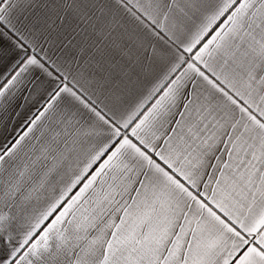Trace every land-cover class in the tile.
<instances>
[{
  "label": "snow or ice",
  "instance_id": "6c2138e0",
  "mask_svg": "<svg viewBox=\"0 0 264 264\" xmlns=\"http://www.w3.org/2000/svg\"><path fill=\"white\" fill-rule=\"evenodd\" d=\"M129 21L177 62L118 118L85 85L170 54ZM45 92L0 147V264H264V0H0V131Z\"/></svg>",
  "mask_w": 264,
  "mask_h": 264
},
{
  "label": "crops",
  "instance_id": "0c3cea01",
  "mask_svg": "<svg viewBox=\"0 0 264 264\" xmlns=\"http://www.w3.org/2000/svg\"><path fill=\"white\" fill-rule=\"evenodd\" d=\"M129 27L136 29L138 34L141 35L142 37L146 36V33L141 31L136 26V24L134 22L129 21ZM162 35H163V33H162ZM146 38L151 43L156 44V46L158 48L163 49L165 51H168L170 53L168 59L164 62H161V63L155 65L153 71L150 74H148L147 76L141 77V79L138 81V83L135 85V87H133L131 90L125 91L120 100H117L114 97L109 98L105 94H101V93L95 91L92 87L85 85L88 96H91V98H92L91 100H89V103H91L92 100H95L96 104L100 105V107H103V105L106 104L109 108H112L117 112L118 118L120 115H123L124 117H126L127 114H129L132 110H134V108L137 105V103L139 102V100L147 94L148 90L153 86V84L160 77H162L166 72H168V70L170 69L172 64L177 62L174 49H169L167 47V45L163 44V42L156 41L154 38H152L150 36H146ZM165 39H167V37H165ZM41 43H42V41H40V40L35 41V44L37 47V53H35V54L39 58V57L44 56L45 52H47L48 57L52 61H55L56 64L59 66L60 73H65L68 75V79H67V81H65V83H67L69 87H73L74 83H75L73 81V76L76 75L75 67L68 65L65 62V59H62L60 54L54 48H50L47 44H44V51H40L39 49H40ZM197 50H198V48L193 49V51L191 53L184 52L183 53L184 59L186 61L189 60L192 56L195 55V52ZM181 51H183V50L181 49ZM186 66H187L186 64L182 65L181 69H179L177 71V73H175L173 75H178L180 71H183V69L186 68ZM50 70L53 71L54 75L60 74V73H57L54 68L50 67ZM61 78H63V77H61ZM47 79L50 80L51 78H47ZM81 83H83V81H81ZM53 87H54V84H53ZM47 91H51V87H49L47 89ZM23 95H27V93L26 92L23 93L21 95V97L17 100V103H24ZM46 96H47L46 92L43 94V97L36 96V94L33 93V99L30 100L25 105V107L23 109H18L19 111L22 112V116L20 118H18L17 120H15L13 122V124L9 126V129L6 132L0 131V147H3L5 144H9V146H10V143L14 142L13 138L17 136V133L23 131V129L20 128L19 125L22 123V121L24 119H26L30 116H33L34 114H38V111L42 110V108L45 104ZM97 97H99V99ZM85 98L87 99V97H85ZM100 101H103V104H100ZM93 106H96V105H93ZM81 110L85 113V115L87 117L94 120V117H91V114L87 113L86 109H81ZM12 127H16L17 132L11 131ZM121 132L122 133L127 132L129 137L134 139L133 137H131V126L127 130H125L121 127ZM117 139H119V138H117ZM93 142L97 143L99 145L103 141H102V138H100V139H97ZM104 158H106V157H102L101 161H98L97 164L93 166V168L98 167L99 163H101ZM76 190H78V189H76ZM76 190H74V192ZM49 195H52V194L49 193ZM43 206H44V202L42 201L40 204V207H43ZM48 222H50V221H46L45 223H48Z\"/></svg>",
  "mask_w": 264,
  "mask_h": 264
}]
</instances>
